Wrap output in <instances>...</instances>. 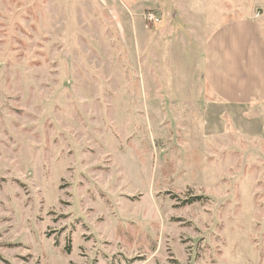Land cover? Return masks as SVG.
<instances>
[{"label": "rangeland", "instance_id": "374dc122", "mask_svg": "<svg viewBox=\"0 0 264 264\" xmlns=\"http://www.w3.org/2000/svg\"><path fill=\"white\" fill-rule=\"evenodd\" d=\"M197 2L0 0V264H264V101L203 77L264 4Z\"/></svg>", "mask_w": 264, "mask_h": 264}, {"label": "crops", "instance_id": "0c3cea01", "mask_svg": "<svg viewBox=\"0 0 264 264\" xmlns=\"http://www.w3.org/2000/svg\"><path fill=\"white\" fill-rule=\"evenodd\" d=\"M198 1L204 6L208 0ZM203 77L223 101H264V21L236 19L215 29L206 43Z\"/></svg>", "mask_w": 264, "mask_h": 264}, {"label": "built area", "instance_id": "2783aa9c", "mask_svg": "<svg viewBox=\"0 0 264 264\" xmlns=\"http://www.w3.org/2000/svg\"><path fill=\"white\" fill-rule=\"evenodd\" d=\"M149 18H151L155 22H158L160 20V18L158 16H156L154 13H150Z\"/></svg>", "mask_w": 264, "mask_h": 264}, {"label": "trees", "instance_id": "16d2710c", "mask_svg": "<svg viewBox=\"0 0 264 264\" xmlns=\"http://www.w3.org/2000/svg\"><path fill=\"white\" fill-rule=\"evenodd\" d=\"M197 199H199V197H194V198H192V199L190 200V203L193 202V201H195V200H197Z\"/></svg>", "mask_w": 264, "mask_h": 264}]
</instances>
